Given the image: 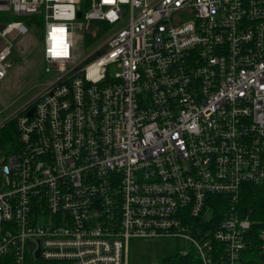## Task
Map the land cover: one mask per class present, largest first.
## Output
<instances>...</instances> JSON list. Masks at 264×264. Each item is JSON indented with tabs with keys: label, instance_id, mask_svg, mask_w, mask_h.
Returning a JSON list of instances; mask_svg holds the SVG:
<instances>
[{
	"label": "built area",
	"instance_id": "2783aa9c",
	"mask_svg": "<svg viewBox=\"0 0 264 264\" xmlns=\"http://www.w3.org/2000/svg\"><path fill=\"white\" fill-rule=\"evenodd\" d=\"M2 12L0 81L34 26L48 77L0 108V130H16L0 138V264H129L131 239L167 237L204 264H264V221L238 207L245 183L264 186V0H0ZM91 20L109 27L86 52Z\"/></svg>",
	"mask_w": 264,
	"mask_h": 264
},
{
	"label": "rangeland",
	"instance_id": "374dc122",
	"mask_svg": "<svg viewBox=\"0 0 264 264\" xmlns=\"http://www.w3.org/2000/svg\"><path fill=\"white\" fill-rule=\"evenodd\" d=\"M5 14L6 12L0 13ZM36 27L34 26L26 40L29 45L27 49L12 57L13 65L9 68L8 75L0 81V108L4 117L24 105L39 91L48 77L44 70L41 40ZM117 71L116 64L110 66L111 74ZM190 246L185 239L176 237L133 238L128 246L129 264H161L165 257L174 255L180 249L190 250Z\"/></svg>",
	"mask_w": 264,
	"mask_h": 264
},
{
	"label": "trees",
	"instance_id": "16d2710c",
	"mask_svg": "<svg viewBox=\"0 0 264 264\" xmlns=\"http://www.w3.org/2000/svg\"><path fill=\"white\" fill-rule=\"evenodd\" d=\"M81 10L85 8L81 6ZM19 18V17H18ZM27 17H24V19ZM109 27V23L103 20H91L84 23L83 27V46L88 49L97 39L104 35L106 29ZM0 138L2 145L5 143H12L16 139V130L14 121L7 123L0 130ZM213 207L215 215L212 222L217 225L223 218V211L227 205V199L225 196L217 195L213 199ZM240 212L249 213L252 220L261 219L264 221V186L254 183H245L240 192V200L238 203ZM262 225V224H261ZM264 225V224H263ZM212 226V225H209ZM259 225H254V228H258ZM218 258V256H216ZM40 264H67L66 262L56 261L54 263H40ZM161 264H204L198 253L191 249L187 253L177 251L174 255L167 256L162 260ZM250 264V263H247Z\"/></svg>",
	"mask_w": 264,
	"mask_h": 264
},
{
	"label": "water",
	"instance_id": "95a60500",
	"mask_svg": "<svg viewBox=\"0 0 264 264\" xmlns=\"http://www.w3.org/2000/svg\"><path fill=\"white\" fill-rule=\"evenodd\" d=\"M77 15H78V17H81L82 12H81V11H78ZM31 112H32V111H31ZM31 112H30V113H31ZM32 245H33V244H31V246H32ZM36 256H39V251H37Z\"/></svg>",
	"mask_w": 264,
	"mask_h": 264
}]
</instances>
